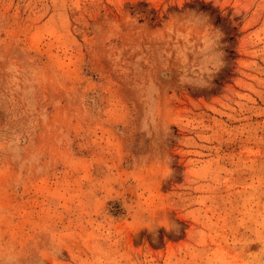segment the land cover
Returning <instances> with one entry per match:
<instances>
[{"label":"rangeland","instance_id":"obj_1","mask_svg":"<svg viewBox=\"0 0 264 264\" xmlns=\"http://www.w3.org/2000/svg\"><path fill=\"white\" fill-rule=\"evenodd\" d=\"M0 264H264V0H0Z\"/></svg>","mask_w":264,"mask_h":264}]
</instances>
